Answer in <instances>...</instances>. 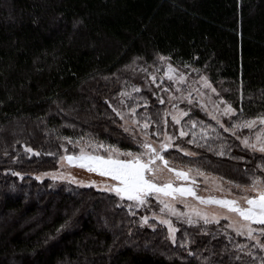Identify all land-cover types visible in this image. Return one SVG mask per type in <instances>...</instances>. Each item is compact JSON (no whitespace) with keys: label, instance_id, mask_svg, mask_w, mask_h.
<instances>
[{"label":"trees","instance_id":"obj_1","mask_svg":"<svg viewBox=\"0 0 264 264\" xmlns=\"http://www.w3.org/2000/svg\"><path fill=\"white\" fill-rule=\"evenodd\" d=\"M161 55L203 69L244 118L264 115V0H0V264H263L224 217L177 221L173 244L151 206L31 174L85 146L65 137L136 152L106 98ZM235 154L199 161L237 182L264 164Z\"/></svg>","mask_w":264,"mask_h":264},{"label":"snow or ice","instance_id":"obj_2","mask_svg":"<svg viewBox=\"0 0 264 264\" xmlns=\"http://www.w3.org/2000/svg\"><path fill=\"white\" fill-rule=\"evenodd\" d=\"M170 58L164 56H159V60L164 62ZM187 68L188 66L185 65ZM161 69H157L160 71ZM147 71V69H144ZM195 72H199V69H193ZM164 75L161 79L167 78L168 81L172 82V85L184 84L186 82V75L183 72H179L171 63L167 64V68L163 70ZM150 78L152 83L156 82V75L150 73ZM200 83L203 88H210L213 93L216 92V89L212 87L209 83L206 76L201 75L199 78ZM162 91H169L168 88L161 89ZM177 92L182 91L179 87H176ZM133 92H140V88L133 87ZM200 96L205 95L201 89H195ZM121 96H131L128 92H121ZM153 95H156L155 92ZM242 98V97H241ZM160 104H164L165 101L163 98L157 96ZM209 99H211L209 97ZM175 100H186L189 106L199 105L201 110L205 111L207 115L214 121L216 124L223 128L224 132H229L232 135L236 136L237 139H240L241 144L244 149L252 151L253 153L264 154V129L257 132L255 139L253 140L249 136L240 137L238 134L242 129L253 130L258 125L264 126V115L257 116L251 119H245L243 117V109L239 111L234 108L230 103L221 99L218 102H213V110L208 111L207 105L201 103L198 100H195L189 92L186 96H169L168 102L171 103V107L174 112L165 111L164 119L153 120L150 115L146 112L141 114L143 118V123L137 118L136 107L129 109L132 117V124L136 126L132 129L129 127H124L125 132H129L132 136V139L138 146V151H121L115 145L105 144L103 142H97L95 140L89 139L84 141V138L73 142L70 138L68 139L69 143L76 144L83 143L85 146L80 148L79 153L76 154H66L61 156V161H66L70 167H79L88 171L89 173H95L102 177L110 178L113 183L106 184L103 188L104 191L114 193L121 201L127 200L131 202L129 208L132 207L140 208L145 207L150 204L152 199H155L157 203L161 206L160 212H167L170 216H176L178 219L187 217V223L189 225H194L203 220L204 224L209 223H219L218 217H209L201 212L198 209H192L191 213L179 212L177 208L169 202L168 198L171 200H176L178 197L191 196L196 200L200 201L202 204H216L220 205L228 210L229 213H234L240 218L238 225L236 223L230 222L228 227L236 233L237 236L246 237L248 240H255L254 245H236L237 252L244 251L245 247H259L261 250H264V243H261V239L264 238V177L257 175L254 171L250 176V184L247 186L246 192L255 193V195L245 194L241 199L246 203V207L241 206L238 200H227V199H215L213 197H208L207 199L197 195L195 190V177L191 175L192 170L188 171L177 170L169 166V161L165 158V154L169 149L173 147L178 150L184 151L185 155L192 156L194 153L181 149L180 145L174 144L175 140L181 139L183 137L191 135L192 139L187 141L188 144H195L197 147H204L209 144L212 139V133H216L217 130L212 125H205L203 121H190L191 127H188V122H184V117L189 116V110L180 109L176 103H172ZM123 104L124 101L121 100ZM222 105V107H221ZM112 111L116 113L117 116L123 120L125 119L124 114L117 110L111 104ZM147 107V103H145ZM171 116V126L175 128L179 126L178 135L175 131L168 132L169 121L166 117ZM220 117H227L230 126H225L222 123ZM234 117H239L238 119H233ZM161 124H163V130L161 129ZM155 125V130L150 131V126ZM199 125L200 132H196V128ZM187 129V130H185ZM140 131L142 139L137 140L135 132ZM163 136V139L160 137ZM199 136V139L197 138ZM155 137L156 139H152ZM217 137L219 134L217 133ZM204 140V144H200L199 140ZM158 145V147L156 146ZM91 150H88V149ZM231 151L230 145H221L219 150H214L215 154L218 156H224L226 152ZM27 152H32L31 148L25 149ZM101 150L107 153V155L100 154ZM67 152V150L65 149ZM38 155V153H37ZM243 159V157H239ZM264 159V156H262ZM257 169L264 172V164H257ZM164 170L175 173V176L178 180L185 181L187 183H181L180 185H174L171 182L168 183H157L158 174L162 173ZM199 172V170L197 169ZM203 175V173H199ZM14 175H19V173H14ZM55 179H62L63 177H52ZM39 179V177H37ZM231 183V182H230ZM95 182H91L90 186H94ZM236 187H240L236 185ZM187 207V205H185ZM195 215L199 220H193L192 215ZM142 222L147 224L148 217H142ZM224 219H229L228 216H225ZM160 224L167 225L169 237L171 238L173 244L176 243V232L178 229L173 227L171 219L160 218L158 221ZM257 225L259 227H253ZM183 247V245H181ZM246 255H251V252H247ZM237 259H240L237 256Z\"/></svg>","mask_w":264,"mask_h":264},{"label":"rangeland","instance_id":"obj_3","mask_svg":"<svg viewBox=\"0 0 264 264\" xmlns=\"http://www.w3.org/2000/svg\"><path fill=\"white\" fill-rule=\"evenodd\" d=\"M168 63H171L176 69H178L179 72L185 73L186 82L184 84H177L173 86L172 82L168 81L167 78L161 79V77H163L164 75L163 70L167 68ZM187 66L188 67L186 68L185 65L173 64L169 59L164 62H161L159 60V56H156L154 61L151 63H139V64H135L133 67H128L124 69L125 72H129L132 75L133 77L132 83H127L123 85L116 84V86L112 89L111 96H109V98H106L108 105L111 104L112 106L117 108V110L121 111L124 114L125 119L123 120L120 118V116H118L122 127L123 128L129 127L130 129L136 127L133 126L132 124V117L129 109L132 107H136L137 105H139V107H136L137 118L141 120V123L144 122L141 114L145 112L148 115H150L153 120H155L153 117H157L156 119L163 120L165 118L164 112L166 110L169 112L175 111L172 109L171 103L168 102L170 95L180 97L182 95L186 96L189 92H191L195 100H198L201 103L207 105L208 111L213 110V102H218L221 99L227 101L234 107V105L226 98L227 90L224 86L221 85V83H217V84L212 83L207 73L203 69L196 68L191 65H187ZM158 68L161 70L157 71ZM144 69H147V71H144ZM193 69H199V72H195L193 71ZM150 73H154L156 75L155 83H152L149 75ZM201 75L207 77L209 83L212 85L213 88L216 89L215 93H213L210 88L202 87V84L199 81ZM133 87L140 88V92H133L132 91ZM176 87H179L182 91L177 92L175 90ZM163 88H168L169 91L167 92L162 91L161 89ZM195 89H201V91H203L205 95L200 96L198 92L195 91ZM121 92H128L131 94V96L130 97L121 96L120 95ZM154 92L156 95H153ZM157 96L163 98L165 103L160 104L159 100L157 99ZM209 97L211 99H209ZM151 98H155L157 101V106L155 110L153 108V105H151L149 102L150 101L149 99ZM121 100L124 101L123 104L121 103ZM145 103H147V107H145ZM172 103H176L178 105V108L180 109L189 110L190 113L189 116L184 117V122H188V127H191L190 121L192 120L203 121L205 125H212L213 127H215L217 132L212 133V139L210 140L209 144L205 145L204 147H197L195 144H188L187 141L189 139H192L191 135L175 140L173 142L174 144L180 145L181 149L190 151L194 153V155L192 156L185 155L184 151L178 150L177 148L173 147L172 149H169L168 152L165 154V158L169 161V166L177 170H183V171H188L189 169L192 170L191 175L195 177L196 183L194 187L198 196L203 197L205 199H207L208 197H213L215 199H227V200L236 199L239 201L241 206L246 207L247 205L244 202V200L241 199V197H243L245 194L249 196L255 195V193L246 192L247 186L251 182L250 181L251 175L241 174L242 177L240 178L241 180L238 181L239 182L238 183L237 180H235V178L232 177V175L228 176V174L225 173L223 170H220V168H217L216 166L214 167L213 164H210L207 161V159L199 161L200 160L199 158L204 153L218 156L215 154V151L210 149H214L218 151L222 144L230 145L231 151L227 152L226 149L227 154L218 157H225L227 158V160L229 159L230 161L242 160L239 159V157L241 156L238 157L235 154V152H237L238 150L242 152H247L252 155L264 156V154L258 152L253 153L252 151L244 149L240 139H237L236 136L232 135L229 132H224L223 128H220L216 124V121L212 120L205 111L201 110L199 105L189 106L186 100H175L172 101ZM110 108L112 109V107ZM238 118L239 117H234L233 119H238ZM251 118H245V119H251ZM166 119L169 121V127L167 131L170 133L175 131L178 135L179 126H176L175 128L171 126L170 115L166 117ZM220 119L222 123L225 124V126H230L227 117H220ZM161 129L163 130V124H161ZM262 129H264V126L258 125L253 130L242 129L239 131L238 134L240 135L241 138H243L244 136H249L254 140L256 133L262 131ZM154 130H155V125H151L150 131H154ZM196 132L197 133L200 132L199 125L196 128ZM127 133L130 134L129 132ZM217 133L219 134V137H217ZM135 135L137 140L142 139L140 131L137 130L135 132ZM197 138L199 139V136ZM152 139H156V138L153 137ZM160 139H163V136H161ZM199 142L200 144H204V140L202 139H200ZM156 146L158 147V145ZM80 148H78L77 150L75 149V151H71V152H69V150H67V152L63 150L60 156L57 157L54 167L50 169H41L36 172H31V174L35 178L39 177L38 180L48 179L54 183H59V182L69 183L78 187H90L95 190L104 191L103 188L106 184L113 183V181H111L110 178L102 177L95 173H89L88 171L81 169L79 167H70L66 161H61L60 159L61 156H64L66 154L79 153ZM88 150L91 149L89 148ZM100 154L105 156L107 155V153L103 152V150H101ZM256 163L259 164L258 161ZM213 168H215V170ZM197 169L199 170V172L197 171ZM248 171L250 172V169ZM254 171L255 170H253L250 173H253ZM201 172L203 173V175L199 174ZM255 172L257 175L264 177V172L260 170H256ZM54 175L57 177L62 176L63 178L62 179L58 178L54 180L52 178ZM93 181L95 182V185L90 186L91 182ZM156 182L160 184L171 182L177 186L180 185L181 183H187L185 181L178 180L175 176V173L169 172L167 170H164L162 173L158 174V179ZM236 185H239L240 187H236ZM168 199L169 202L172 203L179 212L191 213L192 209H198L204 214H206L209 217V219L217 216H220V218L223 219L222 217L228 216L229 217L228 222H233L236 223L237 225L240 222V218L236 214L229 213L226 208L220 205L202 204L200 203V201L196 200L191 196L178 197L176 200H171V198ZM185 205H187V207H185ZM148 206L153 207L152 210L149 209L151 210V212L149 211V214L150 217H152L153 221H159L160 218L171 219L173 227L175 228L177 221L182 223L184 222V224H188L187 217L178 219L176 216H170L167 212L161 213L160 212L161 206L157 203L155 199H152L151 203ZM192 219L199 220V218L196 217L194 214L192 215ZM196 224L208 225V224H204L203 220H199V222ZM164 226L168 230L167 225ZM253 227H259V226L253 225ZM242 238L246 239L247 241L253 242L254 244L256 243L255 240H248L246 237H242ZM261 243H264V238L261 239ZM260 252L263 254V259H264V250L260 249Z\"/></svg>","mask_w":264,"mask_h":264}]
</instances>
